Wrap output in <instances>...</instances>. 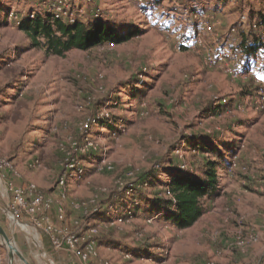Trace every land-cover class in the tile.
I'll return each mask as SVG.
<instances>
[{"label":"rangeland","instance_id":"374dc122","mask_svg":"<svg viewBox=\"0 0 264 264\" xmlns=\"http://www.w3.org/2000/svg\"><path fill=\"white\" fill-rule=\"evenodd\" d=\"M76 1L86 11L85 20L93 21L90 9L97 8L117 27H137L141 34L114 47L72 48L56 55L46 46L31 48L19 27L31 12L46 15L44 2L5 0L7 11L0 12V225L13 245L30 264L75 262L57 253L62 250L44 230L45 214L58 223L55 207L35 215L13 217L11 212L9 182L24 188L35 184L61 200L57 184L63 177L65 224L72 229V220L82 216L75 204L87 208L80 232L86 237L91 226L98 229L90 237L97 240V264H264V49L249 69L240 59L242 38L254 30L250 14L261 9V0L198 1L205 4L202 21L212 25L204 32L207 44L223 52L213 64L194 46L176 48L194 30L187 0H181V8L161 0L157 9L144 13L131 0ZM216 5L219 9L212 10ZM169 9L172 15L165 13ZM99 120L114 123L120 133L97 125ZM209 145L231 164L218 170L219 193L201 200L203 213L193 225L178 227L171 217L174 207L151 201L128 218L124 211L102 217L110 200L125 192L127 198L142 189L150 198H172L161 184L170 178L164 172L202 173L209 158L202 148ZM91 153L98 157L94 164L82 158ZM153 172L158 184L151 189L142 182ZM105 240L113 243L99 245ZM0 253L2 264H10L1 235ZM12 261L25 264L15 252Z\"/></svg>","mask_w":264,"mask_h":264},{"label":"trees","instance_id":"16d2710c","mask_svg":"<svg viewBox=\"0 0 264 264\" xmlns=\"http://www.w3.org/2000/svg\"><path fill=\"white\" fill-rule=\"evenodd\" d=\"M217 1L225 2V0ZM4 2L5 0H0V12L3 13L7 11L3 7ZM160 3L161 0L155 1L154 7L159 6ZM218 6H212L211 9L217 10L219 9ZM7 15L9 17V14ZM105 17L106 15L104 14L101 17H92L94 18L93 21L85 20L86 18L82 17L73 24H64L59 21L53 22L49 16H36L34 18L25 16L20 22L19 27L30 39L31 48L46 46L48 53L56 55H63L67 50L72 48L87 51L108 43L122 44L141 34V29L137 27L125 28L122 23L117 27L116 24H113ZM250 22L264 25V0H261L260 10L251 12ZM171 23L165 22L166 25L170 26ZM191 34L184 36V38L189 39ZM183 49H187V47H183ZM261 49H264L263 38L257 36L254 30L245 34L240 46V59L243 67L249 69L254 65L256 56ZM131 85L132 83L128 84L125 88ZM135 89L129 93H136ZM248 94L253 95L251 92H248ZM220 110L221 108L213 107V112ZM101 123L102 125H106L112 131V134L120 133V128L114 123L99 120L97 125ZM202 149L209 153V158L206 160L202 173H185L176 168L168 169L164 172L169 174L170 178L166 183L161 184L172 193V198H165L159 194H156L154 198H150V196H147L143 192V189L132 193V196L127 198L125 192L120 195L121 197L110 200V207L108 205L105 207L102 217L105 218L108 212L124 211L123 218H128L132 211L134 213L140 209V204L151 201L153 206L166 205L174 207L175 212L171 214V217L175 220L178 227L186 228L193 225L203 213L201 200L204 197H213L219 193L218 170H224L230 167L231 164V160L225 159L223 151L217 146L209 145L206 148L203 146ZM82 158L91 164L96 163L98 159L93 153L85 155ZM88 170L89 168L85 169L84 175H87ZM142 183L147 184L151 189L156 188L158 184L156 173L153 172L150 175H145ZM150 211L152 212L153 210ZM112 243L111 240H105L99 242V245L110 246Z\"/></svg>","mask_w":264,"mask_h":264},{"label":"built area","instance_id":"2783aa9c","mask_svg":"<svg viewBox=\"0 0 264 264\" xmlns=\"http://www.w3.org/2000/svg\"><path fill=\"white\" fill-rule=\"evenodd\" d=\"M39 2H44L45 10L44 13L46 15H40V11H35L29 13L27 16L36 17H50L53 22L59 21L64 24H73L77 22L83 16H86L80 7V4L77 3L76 0H34ZM83 3H89L92 0H81ZM138 7L139 11L144 13L146 9L150 7H154V2L157 0H131ZM167 1L170 4H175L178 8L184 7V4H180L181 0H163ZM186 2V0H182V3ZM190 1V2H189ZM199 0H187L186 3H191L189 6H186V10L191 12L193 15L194 22V30L190 36V38L176 46L178 50H181L183 47L194 46L198 50H202L204 54L205 61L208 64L215 63L218 58H222L223 52H219L215 49V47H209L207 44V39L204 34L205 31H212V25L207 21H202V17L205 16L204 12H200L201 9L205 7V4L202 2H198ZM211 1V0H210ZM207 0V3L210 2ZM156 8V7H154ZM157 9V8H156ZM155 9V10H156ZM91 17L97 18L101 17L103 14L97 8L90 9ZM165 13L172 15L173 11L170 9ZM177 14V12H175ZM10 15V12H9ZM90 16V15H89ZM246 14H243L241 17V22L245 23ZM252 28L257 31V35L261 38H264V25H259L257 23H253ZM114 43H108L105 46L114 47ZM226 48V47H225ZM237 55V54H236ZM238 57V55H237ZM104 163V162H103ZM73 166V164H71ZM70 165V166H71ZM9 186L13 192V201L11 206V212H14L13 217H16L18 213L25 212L27 214L35 215L39 210L41 212H49L54 207L56 208V221L58 222L55 225L50 221L49 214H45L43 217L44 220V230L51 241V243L55 246L56 249L66 250L73 255L80 258L83 264H97L94 262V259L98 256L97 252V240L91 239V236H94L98 233V229L96 227L91 226L89 230L88 236H83L81 234V227L85 224V217L88 214V210L79 204H75V208L80 210L82 216L79 218H74L72 220L73 228L70 229L66 226V208L63 203V199L66 198L65 190H66V182L62 177L58 181V188H60V199L56 200L48 194H44L41 192L35 184H30L27 188L22 187L21 185H13L12 182H9ZM169 192V191H168ZM170 193V192H169ZM84 217V218H83ZM40 225V222H38ZM0 264H2V255L0 253Z\"/></svg>","mask_w":264,"mask_h":264},{"label":"water","instance_id":"95a60500","mask_svg":"<svg viewBox=\"0 0 264 264\" xmlns=\"http://www.w3.org/2000/svg\"><path fill=\"white\" fill-rule=\"evenodd\" d=\"M0 235L2 237L3 242L7 245L8 247V253L10 256V264H13V254L14 252L19 256V258L25 263V264H30L28 260L19 252V250L13 245L11 239L9 238L7 232L5 229L0 225Z\"/></svg>","mask_w":264,"mask_h":264},{"label":"crops","instance_id":"0c3cea01","mask_svg":"<svg viewBox=\"0 0 264 264\" xmlns=\"http://www.w3.org/2000/svg\"><path fill=\"white\" fill-rule=\"evenodd\" d=\"M216 1L215 0H211L210 1V3H215ZM53 211V210H52ZM55 214H56V211H55ZM56 217V216H55ZM57 253H59V254H61V255H63V256H69V257H71V258H73L74 260H75V262L74 263H72V264H80L79 263V261H78V259L76 258V257H74V256H72L68 251H66V250H62V251H60V252H58L57 251ZM70 259V258H69Z\"/></svg>","mask_w":264,"mask_h":264}]
</instances>
